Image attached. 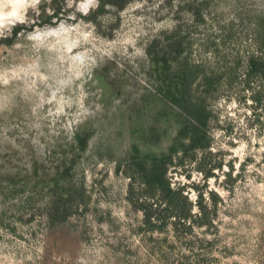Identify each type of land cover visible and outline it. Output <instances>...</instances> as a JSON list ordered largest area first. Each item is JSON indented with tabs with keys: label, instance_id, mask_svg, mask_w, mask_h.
Returning a JSON list of instances; mask_svg holds the SVG:
<instances>
[{
	"label": "rangeland",
	"instance_id": "374dc122",
	"mask_svg": "<svg viewBox=\"0 0 264 264\" xmlns=\"http://www.w3.org/2000/svg\"><path fill=\"white\" fill-rule=\"evenodd\" d=\"M43 10L53 16L41 23ZM261 19L264 0H0V179L13 173L20 190L36 161L54 175L72 158L74 131L90 129L75 178L89 200L70 218L76 233L49 229L38 205L21 209L28 190L0 192V264H264V101L239 90L242 82L225 85L211 102V154L198 149L169 169L194 212L201 193L213 207L209 224L185 231L141 229L143 211L117 171L130 135L115 117L151 83L154 41L186 36L183 54L196 62L216 53L214 41L242 53ZM225 35L238 41L223 44ZM202 162L217 163L212 176Z\"/></svg>",
	"mask_w": 264,
	"mask_h": 264
},
{
	"label": "trees",
	"instance_id": "16d2710c",
	"mask_svg": "<svg viewBox=\"0 0 264 264\" xmlns=\"http://www.w3.org/2000/svg\"><path fill=\"white\" fill-rule=\"evenodd\" d=\"M103 7L101 1L100 8ZM59 12L60 8H55L53 15ZM52 16L43 10L41 23L50 21ZM256 26L255 35H247L250 41L242 53H222L218 51L219 43L214 41L216 53L196 62L191 52L183 54L185 46L190 47L192 43L191 39L186 40V36L181 35L154 41L156 48L153 52L148 51L147 74L151 83L144 86L140 97L131 105L115 112L120 121L118 133L123 134L126 130L130 135L129 146L118 159L117 171L129 178L128 197L143 211L141 229L185 231L191 230L196 223L201 226L212 221L213 207L204 195L201 193L196 203L199 211L194 212L195 203L184 193L183 186L173 185L168 172L172 166L185 163L186 157L194 160L198 149L211 154V102L223 89L239 86L238 82H242L244 86L239 90L246 95L250 92L257 102L264 101V20H259ZM235 36L225 35L221 42L225 44L233 37L238 41ZM89 136L88 126L74 131L66 148L72 158L67 162L66 157L56 166L54 175L36 161L25 169L22 189L12 186V173L7 177V183L4 178L0 179V192L16 196L19 191L28 190L29 195L21 209L38 205L41 221L49 229L76 233L70 218L82 205L87 206L89 200L84 180L75 179L76 175L84 174L77 163L87 150ZM167 140L170 143L164 147L162 142ZM216 164L208 167L204 162L200 163L206 178L212 176L211 170ZM210 194L219 197L215 191ZM4 222L1 213L0 224Z\"/></svg>",
	"mask_w": 264,
	"mask_h": 264
},
{
	"label": "clouds",
	"instance_id": "9594fccd",
	"mask_svg": "<svg viewBox=\"0 0 264 264\" xmlns=\"http://www.w3.org/2000/svg\"><path fill=\"white\" fill-rule=\"evenodd\" d=\"M5 6H7V5H5ZM10 15H14V13H10Z\"/></svg>",
	"mask_w": 264,
	"mask_h": 264
}]
</instances>
